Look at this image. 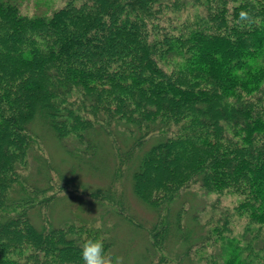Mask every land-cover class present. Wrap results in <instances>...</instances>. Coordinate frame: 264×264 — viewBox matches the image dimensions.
Here are the masks:
<instances>
[{"label": "trees", "instance_id": "16d2710c", "mask_svg": "<svg viewBox=\"0 0 264 264\" xmlns=\"http://www.w3.org/2000/svg\"><path fill=\"white\" fill-rule=\"evenodd\" d=\"M18 5L0 0V264H82L87 238L112 253L100 226L48 218L69 188L144 231L138 264H180L208 241L206 264H264V0ZM47 137L68 174L44 153ZM104 158L108 181L86 190L76 171ZM124 179L151 223L129 210ZM208 205L215 224L202 221Z\"/></svg>", "mask_w": 264, "mask_h": 264}, {"label": "rangeland", "instance_id": "374dc122", "mask_svg": "<svg viewBox=\"0 0 264 264\" xmlns=\"http://www.w3.org/2000/svg\"><path fill=\"white\" fill-rule=\"evenodd\" d=\"M16 1L18 2V6L22 13L31 15L49 14L54 9L62 6L66 0ZM183 14V12L180 13V15L182 16ZM169 17L173 16L170 15ZM166 22L168 21L166 20ZM45 140L46 141L43 142L46 149H44V153H48L51 161L57 169L62 171V173H67L68 159L66 154H64L62 149L52 138L47 137V139ZM105 160L106 158H104L105 165H103L100 170H77L75 173V179L85 184L86 190H91L95 186L105 185L109 178V168L112 165L110 160H108V162H105ZM53 185L54 186L52 190L60 188L57 181H54ZM120 185L123 187L124 194L126 195V201L129 210L137 219L143 221L145 224L151 223L154 218V211L152 210V208L145 205L140 199H138V197H136L131 192L130 183H128L127 179H124L122 184L119 181L115 182V186ZM69 191L70 192L57 191V193H55L56 199H54L50 203V205H48L47 209L45 208L48 218L52 222H54L55 224L59 223L61 222V220L68 218V216H71L73 218L76 217L77 223V219H85L87 220V225L93 224L95 226H100L101 230L103 232L105 231V233H103L104 237L107 236V238H110L113 242L111 247L113 256L121 258L122 264H138L140 261H142L145 252V245L147 243V238L143 233V230L131 226L129 223L122 220L114 213L105 212L104 207L99 206V203L93 200L87 192H84L80 189L73 191L71 188H69ZM215 198H217V195L211 194L209 196L210 201L214 200ZM235 200L236 195L234 194L219 196V201H221L220 206L228 207L230 209H232ZM206 209L207 211L204 213L202 221H208L209 225L211 223L215 224L220 214H212V210H210L209 205L206 207ZM102 212L104 213V215H102ZM231 219L233 233H236L240 230L243 219L237 217L236 215H233ZM216 247V243L208 241L203 245L193 249L189 254L190 259H186L180 264H206V259L209 258V255L217 251V249H215ZM167 264H174V262Z\"/></svg>", "mask_w": 264, "mask_h": 264}, {"label": "clouds", "instance_id": "9594fccd", "mask_svg": "<svg viewBox=\"0 0 264 264\" xmlns=\"http://www.w3.org/2000/svg\"><path fill=\"white\" fill-rule=\"evenodd\" d=\"M82 264H122V259L107 253L101 240L87 238L80 244Z\"/></svg>", "mask_w": 264, "mask_h": 264}]
</instances>
